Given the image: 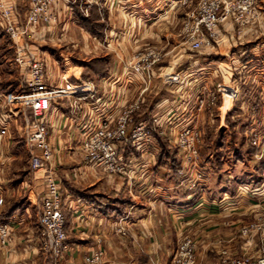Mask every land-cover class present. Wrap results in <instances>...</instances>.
Wrapping results in <instances>:
<instances>
[{"label":"crops","instance_id":"1","mask_svg":"<svg viewBox=\"0 0 264 264\" xmlns=\"http://www.w3.org/2000/svg\"><path fill=\"white\" fill-rule=\"evenodd\" d=\"M74 1L57 0L52 10L58 22L48 27H32L30 38V48L45 61L50 84L70 77L73 82L91 80L98 90L95 99L81 102L76 115L69 114L64 99L53 101L47 113L69 244L59 264H85L83 256L97 246L104 252L101 264H150L148 257L156 264H170L181 239L180 230L196 242L197 264H219L223 249L232 256L260 255L264 251V235L253 234L245 243L240 234L242 226L256 219L260 211L264 213L261 168L254 157L257 151L245 149L244 140L235 144L237 137L226 135L224 143L230 145L231 151L225 145L210 152L201 150L203 157L199 163L204 178L199 187L187 189L179 185L175 173L177 157L165 150L159 152V142L187 124L215 126L214 131L220 129L224 134L229 126H239L240 131L245 126L257 129L264 126V23L245 32L225 50L220 47L218 51L192 54L171 39V49L166 51L149 87L143 91V84L129 73L127 63L133 47L145 46L150 37L160 40L162 21L177 0H106L103 14L99 12L98 0H87L90 1L87 7L95 8L92 19L98 25L95 29L104 38L81 24V17L88 16L80 14ZM6 3L16 6L20 21L27 0H6ZM77 3L84 6L82 0ZM136 30L139 33L134 38L132 32ZM104 44L108 48H121H110L114 53H104L109 56L106 71L103 74L83 71L80 64L85 57L100 58ZM13 57L12 42L0 24L1 93L16 89L5 78H13L8 74L10 69L17 72ZM67 62L78 69L69 71ZM165 75L176 76V81H168ZM233 75L238 77L237 81L244 79L243 84L250 80L253 101L246 105L241 98L223 110L216 108L220 111L219 118L212 124L204 114L206 109L196 110L197 97L206 95L212 81L236 83ZM236 86L240 92L238 82ZM151 94L152 100L146 98ZM137 99L140 105L133 121L145 122L151 138L141 149L130 141L122 146V162L127 164L129 181L120 175L108 176L99 165L85 161L80 143L83 132L96 124L100 113L113 116ZM249 110L250 120H243ZM153 114L158 124L152 122ZM16 120L11 118L10 134L0 142V189L5 199L0 219L10 225L9 241L0 246V264H41V261L44 264L38 241L39 197L44 180L40 170H31L23 139L12 130L20 133L21 126ZM131 206L126 221L129 239H123L116 231L114 234L117 216L125 214ZM142 258L143 263L139 261Z\"/></svg>","mask_w":264,"mask_h":264},{"label":"built area","instance_id":"2","mask_svg":"<svg viewBox=\"0 0 264 264\" xmlns=\"http://www.w3.org/2000/svg\"><path fill=\"white\" fill-rule=\"evenodd\" d=\"M57 0H28L25 19L19 21V13L12 3L0 0V19L2 27L10 38L13 48V62L19 71L20 91L16 93L0 92V142L9 134L11 118L23 115V125L20 128L23 144L28 153L31 170H40L44 180V190L39 197V248L45 256L60 258L69 249L67 235L64 230V214L62 210V196L53 161L54 150L49 140V122L47 113L53 101L64 99L70 115H76L81 102L97 97V85L91 80L62 82L50 84L47 80L46 64L42 58L36 57L30 48L31 28L34 26H52L57 23V15L52 5ZM70 2V0H66ZM257 0H203L199 9L188 14L183 26L184 43L191 51H199L210 45V38L217 36V24L226 21L230 12H237L236 20L244 14L256 13L254 4ZM164 54L157 49H148L138 53V57L131 58L127 63L129 73L143 84L146 90L155 74V68L162 62ZM168 81H176V76H166ZM218 85L217 91L228 94L231 99L236 98L237 90L230 86ZM220 87L222 89H220ZM226 91V93H225ZM199 96L196 109H206L209 103L215 102L214 92ZM208 99L209 102L206 100ZM139 99L121 107L113 116L100 118L92 127L83 132L80 150L85 161L99 165L108 176L120 175L131 181L127 164L122 162L121 148L130 141L137 149H141L150 142V128L145 122L133 121V114L139 108ZM29 111V114L27 113ZM152 122L158 124L156 114ZM195 126L187 124L177 136V142L183 144L185 150V164L182 160L177 168L179 185L187 189L199 187L204 178L202 169L195 163L196 149L194 140L198 133ZM264 138V137H263ZM259 137L253 136V144L259 143ZM264 141V140H263ZM186 144V145H185ZM131 185V184H130ZM129 185V193L134 192ZM5 199L0 189V213ZM132 206L116 221V232L125 235L126 221ZM10 225L0 219V246H5L10 238ZM242 237L253 234L264 235V215H259L254 221L240 229ZM100 243V240H97ZM103 249L97 246L83 256L85 264H101ZM150 264H156L153 260ZM170 264H195L194 243L190 237H184L178 244ZM221 264H264V251L256 256L244 254L232 256L226 249L222 250Z\"/></svg>","mask_w":264,"mask_h":264},{"label":"rangeland","instance_id":"3","mask_svg":"<svg viewBox=\"0 0 264 264\" xmlns=\"http://www.w3.org/2000/svg\"><path fill=\"white\" fill-rule=\"evenodd\" d=\"M78 1L79 0H75L74 2L76 3L75 5H76L77 10L79 12L81 11L80 14H82V16L83 15L84 16L85 15L86 16L91 15V9L87 7L88 3L90 4V1L82 0L81 5H84V6L86 5L85 8H84V6H82V7L77 6ZM105 1L106 0H101V2H100V0H98L99 4L101 6V7H99V8H101L100 9L101 11H102V8L105 9V7H106V4H104ZM214 1H217V0H214ZM202 2H203V0H177V2L175 3V5L173 7V10L162 21L164 26L160 29V33H161L159 35L160 40H156L154 38L152 39L150 37L145 46L133 47L134 52H133L131 58L138 57V53L145 52L148 49H157V50L161 51L164 54L163 58H165L166 51H169L171 49V45H170L171 39L177 40V42L181 48L189 49L188 46L184 43V41L186 39H185V33L183 30V26H184L185 22L187 21V19L190 18V17H188L189 16L188 14H190V12L192 10H194V12L196 14V11L199 9V6ZM263 5H264V0H257L255 2L254 9H255L256 13L253 17L251 16L250 13H248V15L244 14V16L242 15L241 17H239L238 20H236L237 12H230L231 14H230L229 19H227L226 21L219 22L217 24V26L215 28V30L218 32L217 36H215L214 38H210V40H211L210 45L205 46L203 49H201L199 51H191L190 50V53L200 54L201 52H204V51H218L220 49V47L224 48V50L229 48V46L233 45L234 41H239V39H241L240 37H243L245 32H247V31L250 32L251 30L253 31L254 28L256 27V25L259 24L260 22L264 23V14L261 15V12H259L261 10L260 9L261 6H263ZM27 7H28V0H27ZM100 10H99V12L101 14H103V11L101 12ZM263 10H264V7H263ZM25 14H26V11L20 20L21 22L25 19ZM57 20H58V18H57ZM165 20H167V21H165ZM0 24L2 26V22ZM46 27H48V26H46ZM132 33L134 34V35H132L134 38L138 37L139 32H137V30L135 32H132ZM100 38H104V37L101 36ZM104 46H105L103 48L104 51L102 53H99L100 55L103 54L102 56H100V58H91L90 55L85 57L87 59L83 60L82 63L80 64V66H82L84 68L83 71H87V72L91 71V73H92V71H94V69H92L91 66H89L87 64L91 63V64L95 65L93 60H96V59H103L104 60V66H102V64L100 62L96 63L97 69H99L102 66V69H99V70L102 71L103 67H104V70L106 71V69H107L106 58H108L109 56L104 55V53L108 52V54H111L112 52L114 53V50H117V49L121 50V48L116 47V46H112V47H110V48L114 49L112 51V49L108 48L107 45L104 44ZM75 54L76 53H74L73 56H75ZM203 54H205V53H203ZM71 61L74 62L75 59L71 58ZM77 64H78V62H77ZM98 65H100V66H98ZM60 66H63V64L61 62H60ZM66 67H67V69L70 68L69 71L78 69L77 67L72 66L69 62H67ZM69 71L66 74H69ZM17 73H18V75H17ZM8 74L13 75V78L6 76L5 78H8L7 82L12 81V83H13L12 88L14 89L16 87V89L14 91H11L9 93H16V92L20 91V89H21L20 84H19L20 83V76H19L20 74H19L18 69H17V72H16V69H10V72H8ZM17 77H18V79H14ZM69 78L70 77H68V80L73 82ZM233 78L236 79V83L237 82L239 83L238 87H240L239 89H240L241 93L238 91L236 83L234 82V80H232V82L223 83L219 79L218 81L215 80L214 82L212 81V83L208 84L209 85L208 87L210 89L205 91V94L208 93L207 95L209 96L210 92H214L216 99H215V102L213 104L209 103V106L208 107L206 106V111L204 114L213 121L212 124L217 123L216 120H218V118H219V112L220 111H216L215 110L216 108L219 109L221 107L222 108L221 110H223V108L234 105L235 102L238 100L240 101L241 98H242V102H244L246 105H248V104L250 105L251 101H253L251 98V95H250V88L252 87L250 85V80L249 81L246 80V83L243 84L242 82L244 81V79H243V81H239V80L237 81L238 77H234V75H233L232 79ZM81 81H83V80H81ZM220 84L223 85L222 88H224V86H230V87L234 88V90H237L238 92L236 94V98L231 99V97H228V94H223V93L218 92L217 86ZM17 87H18V89H17ZM222 88L220 87V89H222ZM225 93H226V91H225ZM199 95H198V97H199ZM152 96L153 95L151 94V95H148L146 98H149L150 100H152V98H153ZM206 100L209 102L208 99H206ZM165 101L166 100L164 99L163 102H165ZM148 103H150V101ZM138 104L140 105V100L138 101ZM249 109H250V107H249ZM249 112H250V110L246 114H244V117H242L243 120H250ZM27 113L29 114V111ZM22 116L23 115L16 116V118H17L16 121H18L20 123L21 127L24 124ZM193 126H195V129H196L195 131H196V133H198V136L194 140V144H193L195 149H196V152H197L196 157H195V163H197L201 169H202V166L199 163L202 161V157H203L201 155V152H200L201 150H204L205 152H210L211 150H214L215 148H219L220 146L222 147L224 145L228 146V148H229L230 145L228 143L227 144L224 143V139L226 138V135L227 136L230 135L233 138L237 137V142L233 141L235 144H238V142L240 140L241 141L244 140V148L245 149H253V150L257 151L256 153H254V157H255V159H257V162L259 163V166L261 168L260 169V179H261V183H262L261 186L264 189V141H263L264 140V138H263L264 137V126L261 125L258 127V129L256 127L251 128L249 126H245L242 128V131H240L239 126L236 128H233V126H229V131L231 133H229V131H226V132H228L227 134H224L225 131L220 132V129H218L217 131H214L213 129L215 128V126H211V125H209V126L204 125V127H201V126H198V124H194ZM183 127L184 126L180 127V129L175 134H172V135L168 134V135H166V137H162L161 141L159 142L160 143L159 144L160 145L159 146V152L161 150L162 151L165 150L167 152H170L173 156L177 157L178 167L180 166V163L182 160L184 161V164H185L184 156L186 153L185 152L186 149H183V146H184L183 144H180L179 142H177V136L180 133V131L183 129ZM12 130L14 131L16 137L17 136L21 137L20 131H19L20 133H18L15 129H12ZM11 134H12V131H11ZM254 135H256L257 137L260 138L259 143L257 145L253 144V136ZM232 147H233V145H232ZM231 149L232 148L230 147V149H228V151H231ZM175 173L177 175V169H176ZM263 194L264 193H261L260 197H262ZM260 215H264V213L261 214V211H260ZM119 217L120 216H117V219ZM254 220L255 219H252V220L248 221L246 224H248ZM126 228H127V226H126ZM64 230H65V217H64ZM115 231H116V227L114 230V234H115ZM183 231L184 230H182V231L180 230V232H179V237L181 238L180 241L184 237H190L191 238L192 242L194 243L195 264H197L196 263L197 262L196 256H195V251H196V247H197L196 242L194 241V239L191 236H188V234H184L185 232H183ZM65 232H66V230H65ZM126 232L127 233L125 235L119 234V236H121L123 239H129V238H127V237H129L128 229ZM38 234H39V237H41L39 231H38ZM242 239L245 243L250 241V237L249 238L242 237ZM131 240H133V239H131ZM136 244H137V242H136ZM175 251H176V249H175ZM175 251H174V254H175ZM40 254H42L45 257L44 264H59V261L62 258V256L60 258H50L48 256H45L41 250H40ZM221 257H222V251H221ZM148 260H149V262H151L153 259H150V257H148ZM139 261L141 263H143L145 260L142 258ZM41 264H42V261H41ZM219 264H221V258H220Z\"/></svg>","mask_w":264,"mask_h":264},{"label":"trees","instance_id":"4","mask_svg":"<svg viewBox=\"0 0 264 264\" xmlns=\"http://www.w3.org/2000/svg\"><path fill=\"white\" fill-rule=\"evenodd\" d=\"M94 16H95V8H93L91 10V15H89L88 17H81L80 22L82 25H84L86 27V29H88V31H90L92 33H97L95 27H97L98 25L92 21ZM97 34L100 35L99 33H97ZM93 62L95 65H93L91 63H89L87 65L91 66V68L94 69V72L103 74L105 72L104 67H103L102 71H100L99 69H102V66H104V60L103 59H96V60H93ZM97 62H100L102 64V66L99 69H97V65H96ZM98 66H100V65H98Z\"/></svg>","mask_w":264,"mask_h":264}]
</instances>
